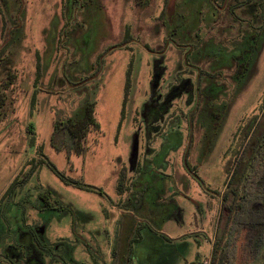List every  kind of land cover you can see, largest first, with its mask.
Wrapping results in <instances>:
<instances>
[{"label":"rangeland","instance_id":"374dc122","mask_svg":"<svg viewBox=\"0 0 264 264\" xmlns=\"http://www.w3.org/2000/svg\"><path fill=\"white\" fill-rule=\"evenodd\" d=\"M262 136L264 0H0V264H224Z\"/></svg>","mask_w":264,"mask_h":264},{"label":"trees","instance_id":"16d2710c","mask_svg":"<svg viewBox=\"0 0 264 264\" xmlns=\"http://www.w3.org/2000/svg\"><path fill=\"white\" fill-rule=\"evenodd\" d=\"M141 5L146 0H137ZM253 43L244 50L252 53L257 44V36L251 33ZM242 55H235V79L240 80L249 68L250 60L240 61ZM213 75V74H209ZM96 101H87L80 115L68 116L54 124L55 131L64 130L70 140L65 147L54 146L57 151L65 149L67 158L71 153L82 155L87 149L88 134L100 133V126L95 116ZM220 118L219 113L214 114ZM123 176H119L122 180ZM229 182V181H228ZM239 192L230 206V220L225 242L224 264H250L264 247V136L259 140L252 155L247 160V169L240 176ZM120 182L117 191L122 192Z\"/></svg>","mask_w":264,"mask_h":264},{"label":"crops","instance_id":"0c3cea01","mask_svg":"<svg viewBox=\"0 0 264 264\" xmlns=\"http://www.w3.org/2000/svg\"><path fill=\"white\" fill-rule=\"evenodd\" d=\"M127 203V202H126ZM129 203V202H128ZM141 201H139V202H137V203H135L134 204V206L133 207H131V206H129L128 208H125L124 210H122V212H123V215L124 216H126L125 217V219L128 217L129 218V216L130 215H132V210H134L136 207L139 209V208H141ZM126 205V204H125ZM130 219V218H129ZM140 220H141V218H139ZM141 222V221H140ZM129 223V224H128ZM127 227H130V229H133L134 228V223L131 221V220H127V225H126ZM139 238H141V232L139 233ZM157 255V254H156ZM155 255V256H156ZM141 256V255H140ZM160 257L162 258V253H159V255L158 256H156L155 258H158V260L160 259ZM165 257H168V254H165ZM156 263V261L155 262H150V264H155Z\"/></svg>","mask_w":264,"mask_h":264}]
</instances>
